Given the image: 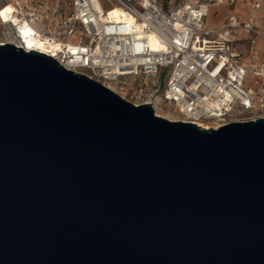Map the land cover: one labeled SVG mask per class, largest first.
<instances>
[{
  "label": "water",
  "instance_id": "95a60500",
  "mask_svg": "<svg viewBox=\"0 0 264 264\" xmlns=\"http://www.w3.org/2000/svg\"><path fill=\"white\" fill-rule=\"evenodd\" d=\"M0 264H264V119L171 121L0 45Z\"/></svg>",
  "mask_w": 264,
  "mask_h": 264
},
{
  "label": "built area",
  "instance_id": "2783aa9c",
  "mask_svg": "<svg viewBox=\"0 0 264 264\" xmlns=\"http://www.w3.org/2000/svg\"><path fill=\"white\" fill-rule=\"evenodd\" d=\"M9 1L0 9V36L7 29L0 45L32 52L22 34L30 27L42 46H54L49 53L34 52L121 97L133 88L131 97L142 101L134 105L166 104L177 121L205 130L264 119V63L250 70L234 49L238 30L264 37L253 13L247 22L232 17L214 31L205 20L215 0H177L169 11L157 0H111L119 5L120 21L99 0ZM260 6L253 4L254 10ZM10 37L13 42L6 41Z\"/></svg>",
  "mask_w": 264,
  "mask_h": 264
},
{
  "label": "crops",
  "instance_id": "0c3cea01",
  "mask_svg": "<svg viewBox=\"0 0 264 264\" xmlns=\"http://www.w3.org/2000/svg\"><path fill=\"white\" fill-rule=\"evenodd\" d=\"M177 0H157L160 6L169 11L171 5ZM192 3L193 0H187ZM196 1V0H195ZM209 0H201L207 3ZM167 2V7L165 6ZM260 3V8L254 10L253 4ZM10 3L9 0H0V9ZM256 15L257 25L264 34V0H215L209 6L208 16L205 20L206 27L210 30H220L226 27L232 17H237L241 22H247L251 14ZM234 49L241 54L245 66L252 70L264 63V37L238 30L235 33Z\"/></svg>",
  "mask_w": 264,
  "mask_h": 264
},
{
  "label": "rangeland",
  "instance_id": "374dc122",
  "mask_svg": "<svg viewBox=\"0 0 264 264\" xmlns=\"http://www.w3.org/2000/svg\"><path fill=\"white\" fill-rule=\"evenodd\" d=\"M100 1V3H101V5L104 7V8H106V9H111V16H114V17H116L117 15L119 16V14H118V10L117 9H115V8H119V5L117 4V3H115V2H113V1H111V0H99ZM201 1V0H200ZM193 2H195V0H193ZM166 7H167V2H166V5H165ZM113 8V9H112ZM120 17V16H119ZM7 30V29H6ZM6 30H4L3 31V33L4 34H1V36H0V41H3V38H4V36L6 35V33L5 32H7ZM6 41H14L13 40V38H8ZM160 80L162 81L163 80V76H161V78H160ZM160 90V92H161V89H159ZM127 93L129 94V96H128V94H123V96H124V98L127 100V101H129V102H134V103H141L142 101H136L135 99H133L132 97H131V94L133 93V88L132 89H129L128 91H127ZM122 96V97H123ZM155 111L156 112H158L159 114H160V117H162V118H165V119H168V120H171V121H177L178 119H179V115H178V113L174 110V108L173 107H171V106H168V105H166V104H163V103H161V104H158L157 106H156V108H155Z\"/></svg>",
  "mask_w": 264,
  "mask_h": 264
},
{
  "label": "bare ground",
  "instance_id": "6f19581e",
  "mask_svg": "<svg viewBox=\"0 0 264 264\" xmlns=\"http://www.w3.org/2000/svg\"><path fill=\"white\" fill-rule=\"evenodd\" d=\"M12 10L11 7H8L4 12H3V17L5 19L8 18V13H10ZM111 19L114 20V21H120L121 20V17H119L118 15L116 17L114 16H111ZM34 30L30 27H26L23 29V38L25 39V42L26 44L28 45V48L31 50V51H43L44 53H49L51 49L54 48V46H42L41 45V42L35 38L33 35H34ZM151 45L153 47V49H158V42H157V38L155 36L151 37ZM156 114L158 116H160V114L158 112H156Z\"/></svg>",
  "mask_w": 264,
  "mask_h": 264
}]
</instances>
